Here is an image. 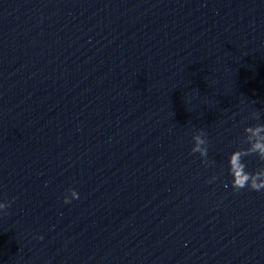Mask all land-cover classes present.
<instances>
[{
	"label": "water",
	"instance_id": "95a60500",
	"mask_svg": "<svg viewBox=\"0 0 264 264\" xmlns=\"http://www.w3.org/2000/svg\"><path fill=\"white\" fill-rule=\"evenodd\" d=\"M258 125L264 0H0V264H264Z\"/></svg>",
	"mask_w": 264,
	"mask_h": 264
},
{
	"label": "clouds",
	"instance_id": "9594fccd",
	"mask_svg": "<svg viewBox=\"0 0 264 264\" xmlns=\"http://www.w3.org/2000/svg\"><path fill=\"white\" fill-rule=\"evenodd\" d=\"M259 116V113L257 112V117ZM247 131L253 132V134H258L260 132H264V125H258L255 127V129L253 128H248ZM197 147L193 149L194 152H201L202 155L206 154V150H202L199 146L203 145L205 143V140L201 139L200 136H196L194 137ZM252 152H259L261 157L264 158V143L262 142H257L256 144L253 145ZM250 154V153H248ZM240 156L241 153L239 151L234 152L230 163H231V171H232V175L234 176V190L239 192L242 189H245L246 187H249L248 185V181L251 179V174L245 173L244 172V168L245 165L240 164L239 160H240ZM250 189L252 191H261V189H264V183L261 184H257L255 182V180H252V183L250 185ZM72 192V199H78V193L75 190H71ZM71 199H69L67 196H65L64 198V203H70ZM11 203L12 202H0V210H3V215H8L7 209H9L11 207ZM38 239H43V237H37Z\"/></svg>",
	"mask_w": 264,
	"mask_h": 264
}]
</instances>
